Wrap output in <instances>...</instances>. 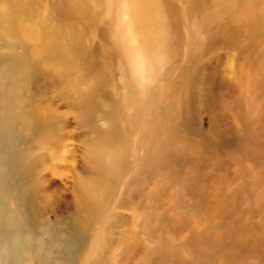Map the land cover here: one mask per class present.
<instances>
[{
    "label": "rangeland",
    "instance_id": "1",
    "mask_svg": "<svg viewBox=\"0 0 264 264\" xmlns=\"http://www.w3.org/2000/svg\"><path fill=\"white\" fill-rule=\"evenodd\" d=\"M22 1L84 55L75 70L47 66L37 42L1 30L0 8V102L21 149L34 148L36 106L70 148L56 147L64 173L48 171L43 212L0 264H264V0H155L138 27L146 56L124 0ZM16 168L13 180L0 168V189L21 218L30 177Z\"/></svg>",
    "mask_w": 264,
    "mask_h": 264
},
{
    "label": "bare ground",
    "instance_id": "2",
    "mask_svg": "<svg viewBox=\"0 0 264 264\" xmlns=\"http://www.w3.org/2000/svg\"><path fill=\"white\" fill-rule=\"evenodd\" d=\"M124 1H126L129 5V14L132 17L133 31L135 35H138L140 32L138 27H142L140 26L141 23L144 25L148 20L149 11L155 7V9H157V1ZM189 1L193 3V7L195 8H198L200 4L203 3L201 0ZM215 1V4H218L224 0ZM0 8H5L6 11H3L2 13L3 17L5 18V23L1 27V30L6 31L13 37L19 39L25 46H29V43H32V41L37 42L38 45L36 46L35 50L43 51L47 54V66L49 64L52 67H58L61 72H68L78 68V61H80L81 56L84 55L79 49L77 42L78 39L73 42V36H71L70 32H61V29L56 24H53L48 17L42 14V10L36 6H30L29 4H26L22 0H16L14 2L0 0ZM10 10H23L31 17V19L28 18V20H26L19 18L15 21H12L10 17ZM68 10H70L69 6L66 7V9H61L60 11L68 12ZM143 29L145 31L142 32L146 34L143 36H138L140 38L141 51L143 52V55L146 56L150 55L151 50L155 47V45L150 42V37L148 36V33L150 32H148L145 27H143ZM55 78L62 80L64 77ZM36 99H39V97L37 96L35 101ZM93 101L94 100H92V98L89 99L90 105ZM2 105L3 103L0 102V112L2 113L3 110H7L8 112L9 109ZM50 105L47 104V107L51 108ZM33 111L34 113L38 111V114H34V122L38 132L34 137V148L30 147L28 151H24V149L22 150L20 147V135L16 129L12 128L11 126V123L13 122L11 112L6 113L7 115L4 116L0 115V168H2L6 173L7 178H11L13 180L14 176L17 175L16 169L18 168L16 167L20 162H22L24 171L29 175L28 177H30V181H28L26 184L17 186L18 192L15 198V203L19 213H22L21 218L15 217L13 211L8 208V196L0 189V229L4 230L3 232H0V253L6 258V260H14V258H16V248L22 247V242L25 241L24 234L22 233L23 230H17V226L23 227V224H28L34 219V215L43 212L38 202L40 198L39 196L43 195V193L38 190V186L42 185V181L50 182L48 180H44L48 171H51L53 175L64 173L63 170L60 171L58 168L59 164L56 162L58 160L57 152L61 148L66 151L67 157L70 155V148H68V146L65 144V137L62 133V129L60 127H55L54 124L51 123L53 117L42 114V112L39 113V108L37 106L33 108ZM107 133L110 134V136L108 135L109 138L112 136L114 137L115 135L110 131ZM110 143H114V141H110ZM58 145L59 149H56ZM36 152H39L37 157H35ZM149 159L150 158H148V160ZM36 164H38L40 170L37 169ZM112 171L114 172V169ZM110 172V169L105 172L106 178L108 175V178L113 177V172ZM96 177L93 178L94 181H96ZM77 180L79 181L80 185L83 186V184L80 182V179L78 178ZM4 188L6 187L4 186ZM102 193L103 192L101 191V199H104ZM80 194L82 193L80 192ZM84 198L85 201H87L85 208L91 209L96 201L94 198L88 197L87 194ZM101 199L100 202L102 205L108 203V201L105 202L106 200L102 201ZM45 203L46 205L49 204H47V201ZM51 206L53 205H49L51 211H53V207ZM104 206L107 207V205Z\"/></svg>",
    "mask_w": 264,
    "mask_h": 264
}]
</instances>
